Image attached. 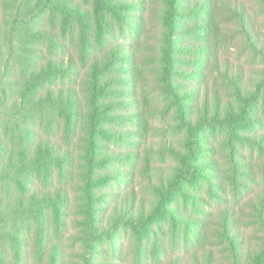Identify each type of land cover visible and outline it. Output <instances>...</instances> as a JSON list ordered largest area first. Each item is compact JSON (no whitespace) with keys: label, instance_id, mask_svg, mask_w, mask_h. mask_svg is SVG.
<instances>
[{"label":"trees","instance_id":"trees-1","mask_svg":"<svg viewBox=\"0 0 264 264\" xmlns=\"http://www.w3.org/2000/svg\"><path fill=\"white\" fill-rule=\"evenodd\" d=\"M143 1L0 0V264L77 260L81 264H120L116 259L121 260L117 258L121 231L136 236L142 254L151 225L156 221L163 227L170 215L178 250L187 253L186 242L195 246L194 264H218L210 247L202 246L208 237L226 244L232 264H264V240L259 237L258 247L244 248L235 232L236 221L228 217L229 208L220 211L217 221L188 219L173 208L177 192H185L184 182L216 178L221 187L214 164L219 155L215 159L207 151L198 152L189 140L188 145L179 141L181 135L170 142V151L182 156L178 146H184L189 157L183 156L181 170L173 173L151 211L144 214V204L136 209L133 202L116 203L109 221L102 219L106 201L102 189L121 179L120 169L113 170V161L136 162L132 160L136 154L110 149L135 143L129 134L141 126L133 111L129 115L118 110L131 104L126 98H130L127 86L134 56L125 40L128 32L136 31L137 11ZM218 2L162 0V39L152 72L160 81L157 87L169 98L171 120H181L189 135L203 130L204 124H217L231 130L232 140L244 127L246 114L248 121L255 120L256 107L248 111L247 104L264 95V40L250 31L248 13L231 9L227 16L237 13L245 31L247 46L240 53L248 61L259 59V72L248 77L228 57L221 59L219 46L207 31ZM192 19L202 22L185 25ZM191 31L197 42L183 43L180 37ZM185 55L193 57L189 59L193 70L183 69L184 64L189 65ZM254 78L257 83H251ZM248 82L252 91L246 88ZM225 92L240 105L238 112L222 101ZM126 122L133 128L128 129ZM251 141L264 153V135H253ZM221 150L223 146L218 151L213 144L210 152L218 151L225 160L228 155ZM190 166L192 172L184 170ZM226 168L227 175L222 177L232 181L230 165ZM149 172L144 166L139 175L161 194L162 182H153ZM238 178L234 176L236 184ZM248 205L257 213L254 223L264 231V189L250 197ZM190 222L194 229L188 234L186 223ZM179 226L185 229L183 248ZM198 229L201 232L195 234ZM105 246L112 252L111 261ZM181 253L176 264H184Z\"/></svg>","mask_w":264,"mask_h":264},{"label":"rangeland","instance_id":"rangeland-1","mask_svg":"<svg viewBox=\"0 0 264 264\" xmlns=\"http://www.w3.org/2000/svg\"><path fill=\"white\" fill-rule=\"evenodd\" d=\"M143 3L141 10L137 11L136 31L128 32L127 40H125L127 48L132 49L134 56L133 62L129 66L132 80L127 86L130 98H126L131 101V104L118 110L122 114L129 115L133 111V115L137 116L141 121V126L133 128L131 123L126 122L128 129H134V134H129V136L133 137L132 139L136 142L114 145L110 149L114 152L121 151L125 155L128 153L136 154L132 158L136 162L128 163L126 160L113 161V170L120 169L119 173L121 175L119 176L121 179L112 182L109 188L102 189V193L106 197V201L103 204L105 212L102 219L106 223L109 221V213L116 203L127 205L125 203L133 202V206L136 209L140 204H144V214L151 211L156 201L164 194L165 187L168 185L173 173L181 170L183 156L186 154L189 157V153H187V149L184 146H178L183 154L182 156L177 157L170 151V142L181 135L179 141H183L185 145H188L189 140L192 148L198 152L207 151L215 159H218L219 155V159L214 164L218 166V170H215V173L220 176L221 187L216 184V178H211L210 180L197 179L196 183L184 182L182 188L185 192L184 194L180 191L177 192V201L174 202L173 208L178 210L179 215H183L188 219L203 218L217 221L220 211H224L227 207L231 210L229 212L231 214L228 217H232L236 221L235 232L238 241L242 243L244 248L250 245L254 248L258 247L259 237L264 240V231L259 228L258 224L254 223L253 219H255L257 213L248 204L250 197L255 196L260 190L264 189V153L259 150L256 143L251 141L253 135L254 137L264 135V95H261L258 100H252L247 104L248 111L256 107L255 120L248 121V114H246L245 121L242 122L244 127L238 129V136L232 140L229 138L231 130L222 129L217 124L213 126L204 124L205 128L203 130L200 129L198 132L189 135L187 129L181 127V120L170 119L172 108L168 102L169 98L161 88L157 87V85H160V81L156 78L157 74L152 72L153 65L155 64L157 67L158 60L155 59V55L162 39V28L160 27L162 16L159 10L162 0H144ZM234 8L242 9L248 13L250 31L259 40H264V3L262 0H219L218 6L214 10L216 14L210 17L207 31L210 33V38L219 46L217 51L219 57L221 59L228 57L232 66H238L249 77V75L259 72L257 68L259 69L261 61L259 59L253 61L250 59L248 61L247 57L240 53L241 49L247 46L245 31L241 28L237 13H233L231 16L226 14ZM201 22L202 20L200 19H192L187 21L185 25H194ZM180 39H184L183 43L197 42L196 36L192 31L191 33H185ZM136 41H139V46L135 45ZM184 58L187 59L189 65L184 64L183 69L186 71L193 70L194 68L189 60L193 57L185 55ZM252 79L251 83H254L256 79ZM257 82L255 81V83ZM187 83V85L192 86L191 82ZM246 84L248 85H246V88L252 91L253 88H251L250 83ZM201 87L203 89V86ZM208 97L210 96L208 95ZM222 101L229 106H234V109L238 112L240 105H237L232 94L225 92L224 96H222ZM192 105L194 104L192 103ZM122 128H125V126ZM178 129H181L180 133H178ZM128 139L130 140L131 138ZM213 144L218 151L220 146H223L221 153L228 155L225 160L223 159L224 156H220L218 151L215 154L210 152ZM229 152L230 154H228ZM146 161L148 165L145 164ZM229 165L230 171L228 175L233 177L232 181L229 178L222 177L227 175L226 166ZM144 166L150 170L149 173L153 182H162L160 187L161 194L156 190H151L148 179L139 175L140 169L144 168ZM187 169L192 172L193 167L190 166L184 170ZM234 176L239 177L238 184L234 181ZM68 213H71V210ZM170 216L166 218L168 222L163 227H159L156 221L151 225L152 232L150 237L148 239L144 237L143 251L145 253L143 252L142 254L138 253L139 242L136 236L130 232L121 231V242L118 245L119 254L117 256L121 260L116 259V261H120V264H145V261H147L146 264H176V257L181 252L178 250V236L175 233V225L170 223ZM186 224L190 228L187 233L190 234L194 226L192 222ZM179 227L181 231V247L183 248V233L185 229L181 228V226ZM196 231L198 232H194L195 234L201 232V229ZM188 237L191 241V235H188ZM214 240V238L208 237L204 239L202 246L210 247L218 264H232L229 248L225 246L224 242L220 244L214 242ZM185 246L188 252L181 253L185 259L184 264H194L191 258L195 246L190 244V242H186ZM105 247L109 251L108 259L111 261L112 252L108 246ZM158 250V255H156L155 252ZM68 264H81V261L77 260L75 263Z\"/></svg>","mask_w":264,"mask_h":264}]
</instances>
